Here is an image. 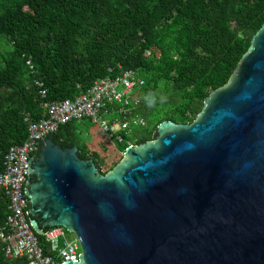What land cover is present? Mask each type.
<instances>
[{"label": "water", "instance_id": "1", "mask_svg": "<svg viewBox=\"0 0 264 264\" xmlns=\"http://www.w3.org/2000/svg\"><path fill=\"white\" fill-rule=\"evenodd\" d=\"M43 138L27 163L33 230L62 227L64 264H264V25L191 125L168 121L103 175Z\"/></svg>", "mask_w": 264, "mask_h": 264}, {"label": "trees", "instance_id": "2", "mask_svg": "<svg viewBox=\"0 0 264 264\" xmlns=\"http://www.w3.org/2000/svg\"><path fill=\"white\" fill-rule=\"evenodd\" d=\"M263 25L264 0H0V174L10 147L27 138L25 119L41 120L45 103L74 100L99 79L132 72L144 81L133 116L146 124L124 133L120 156L107 163L81 143L74 122L52 135L107 175L123 160L127 142L155 141L164 122L194 123ZM7 212L0 189V227ZM37 237L48 253L45 236ZM3 248L0 240V264H28L6 258Z\"/></svg>", "mask_w": 264, "mask_h": 264}, {"label": "built area", "instance_id": "3", "mask_svg": "<svg viewBox=\"0 0 264 264\" xmlns=\"http://www.w3.org/2000/svg\"><path fill=\"white\" fill-rule=\"evenodd\" d=\"M27 65L33 69L30 60ZM143 86L144 81L136 78L132 72H124L115 78H102L74 100L45 103V116L41 120L25 119L28 124L27 138L21 145L10 147L0 174V189L8 200L6 221L0 227V240L6 258H25L28 264L79 262L80 243L74 234L62 227L52 228L43 234L49 246L48 253L41 247L26 210L24 189L28 160L36 154L43 138L74 121L88 120L98 125L116 145L123 144L124 133L130 135L133 125L146 124L140 116H133L140 104L136 93ZM41 96L46 97L45 90ZM130 147L134 145L127 142L125 151Z\"/></svg>", "mask_w": 264, "mask_h": 264}, {"label": "rangeland", "instance_id": "4", "mask_svg": "<svg viewBox=\"0 0 264 264\" xmlns=\"http://www.w3.org/2000/svg\"><path fill=\"white\" fill-rule=\"evenodd\" d=\"M162 113L163 112L160 111L158 112V114ZM74 125L81 143H85L90 149L99 153L107 163L113 161L122 153L117 149L116 143L109 140L108 136L99 128L98 125H95L88 120L81 122L74 121Z\"/></svg>", "mask_w": 264, "mask_h": 264}, {"label": "crops", "instance_id": "5", "mask_svg": "<svg viewBox=\"0 0 264 264\" xmlns=\"http://www.w3.org/2000/svg\"><path fill=\"white\" fill-rule=\"evenodd\" d=\"M103 143V142H102ZM104 144V143H103Z\"/></svg>", "mask_w": 264, "mask_h": 264}]
</instances>
